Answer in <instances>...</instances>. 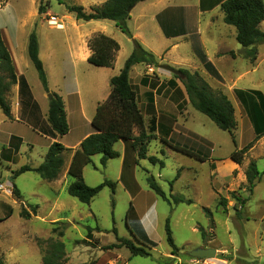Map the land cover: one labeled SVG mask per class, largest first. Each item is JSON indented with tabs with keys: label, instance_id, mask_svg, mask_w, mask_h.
I'll use <instances>...</instances> for the list:
<instances>
[{
	"label": "rangeland",
	"instance_id": "obj_1",
	"mask_svg": "<svg viewBox=\"0 0 264 264\" xmlns=\"http://www.w3.org/2000/svg\"><path fill=\"white\" fill-rule=\"evenodd\" d=\"M4 1L1 0L0 4ZM105 1L8 0V10L0 20L2 22L4 19L9 30H17L19 45L21 48L26 47L21 52V68L25 74L21 78H27L39 91L44 90L29 59L27 48L32 32L38 37L39 56L42 62H46L48 72H51L56 60L53 49L48 50L49 41L59 46L60 54L65 52V46L76 43L78 37L74 23L80 25L84 32H103L118 42L120 51L112 67L116 75L137 48L135 40L147 51L158 53L159 65L180 69L173 62L183 61L182 69L198 71L215 92H223L229 97L238 121L236 144L230 133L219 129L209 117L189 103L182 82L173 73L154 67L162 75L153 76L157 84L163 80L159 88L161 92L167 87L172 90L168 84L171 79L180 85V90L172 95L178 107L168 109V117L171 115L168 123L163 121L164 125L160 126L156 139L149 145L148 156L156 157L159 162L153 164L145 159L137 165V156L132 148L123 141L118 142L117 150L121 153L127 150L124 162L111 159L104 167L101 165L102 156L96 155L83 170V178L88 186L95 187L109 180L116 184L115 193L105 187L90 204H83L68 194L67 187L54 189L50 182L33 171L14 177L13 172L22 166L38 167L44 162L48 151L45 142L38 140L33 147L23 144L16 156L15 151H8L4 158L7 159L9 155L13 160L14 155L15 159L0 162V185L9 183L7 192L0 189V219L6 218L11 211L12 215L0 221V257L6 264H42V253L37 241L56 238L57 235L52 232L55 227L53 223L60 220L65 223L62 228L64 237L60 240L65 244L68 264H264V137L245 155L242 165L230 159L235 150L245 147L255 138L253 124L237 100L235 90L252 89L264 93V43L257 45V60L252 63L245 56V48L236 40L235 28L226 25L221 18L223 13L220 9L200 15V19L196 14H189L186 25L189 36L167 52L176 41L166 38L164 28L171 29L163 26L161 16H156L168 7L193 6L197 0H147L137 4L127 22L132 37L124 33L114 21H102L101 25H105L106 29L98 31L100 23L78 21L66 9V5L71 4L81 5L90 11ZM205 1L209 4L208 0ZM50 15H56L64 22L65 31L49 26L47 21ZM260 29L264 31V21ZM133 34H136L135 37ZM221 35L225 41L226 56L211 58L225 78L218 81L205 72L195 54L194 44L199 45L205 53L209 50L213 57L211 42L218 40ZM49 54L52 56L48 57ZM143 65H137V69L141 70ZM42 91L41 94L44 93ZM49 94L46 101H50ZM107 97L103 93L100 102L106 101ZM23 99L22 111L29 102L25 97ZM5 117L0 109V151L6 146ZM176 144L202 154L207 160L201 161L178 152L172 147ZM251 161L256 162L261 173V179L252 194L245 189V171ZM213 165L215 170L212 169ZM150 175L168 197L180 195L193 203L169 204L150 188L147 181ZM13 177L12 182L8 181ZM13 184L19 189L21 200L13 194ZM55 190L60 192L57 202L53 198ZM234 191L248 199L244 207L232 198L231 192ZM221 198L227 200V212L219 205ZM31 205L39 206L37 215L32 214L30 219L21 217L22 209L30 211ZM205 209H209L213 216ZM236 209H240V217ZM63 215L68 218L64 219ZM168 218L174 241L180 249L175 256L171 254L166 241L165 223ZM201 227L205 237L202 236ZM88 228L92 230L90 240L87 238ZM118 238L129 239L145 247L151 256H132L124 246L107 249L110 245L119 244ZM143 244L156 246L148 249ZM198 247L216 249V257L201 259L188 255L189 251Z\"/></svg>",
	"mask_w": 264,
	"mask_h": 264
},
{
	"label": "trees",
	"instance_id": "obj_2",
	"mask_svg": "<svg viewBox=\"0 0 264 264\" xmlns=\"http://www.w3.org/2000/svg\"><path fill=\"white\" fill-rule=\"evenodd\" d=\"M147 0H106L100 6L92 7L87 11L81 5H66L69 13L75 15L77 20H110L114 21L117 26L127 35L132 37L128 29L127 22L131 18L133 8ZM220 6L223 13V21L226 25L232 26L236 30L237 42L245 48V56L253 63L257 60V45L264 43V31L260 29V24L264 21V0H212L211 7ZM202 9L205 6L202 4ZM42 6H40V11ZM166 36L172 32L164 28ZM174 32V31H173ZM174 34V33H173ZM176 36L179 35L175 32ZM88 46L92 51L88 61L97 67L114 66L117 53L120 51V45L114 39L98 34L93 36ZM194 51L203 68L215 80L223 81V78L217 68L209 61L205 52L194 44ZM28 54L33 63L41 84L46 93H51L52 98L49 101V111L47 121L50 131L46 133L51 138L63 137L69 132V125L66 117L65 103L60 95L51 92L49 89L48 77L44 69V64L39 56V42L35 32H32L29 38ZM137 64H145L151 67L159 66L156 56L139 45L134 52L126 60L124 67L120 73L111 79V92L107 100L98 105L96 114L92 120L93 132L90 134L76 150L64 147L60 142L55 141L47 151L45 160L38 167L29 165L22 166L13 172L14 177L33 171L37 173L43 180L52 182L61 175L66 157L73 152L71 163L68 169V176L71 179L67 187V192L73 198H76L83 204H90L105 187H109L115 193L116 184L112 181L105 180L102 184L91 187L88 186L83 178L84 167L92 162V157L101 155V165L106 166L111 159H118L120 153L116 150V143L123 141L129 145L136 153V164H140L141 160L148 159L151 163L156 164L159 160L156 157H149V145L152 140L156 139L157 126L156 121L152 117L149 123L138 100V88L131 83L130 72ZM184 78L174 75L179 79L185 89L189 103L199 112L209 117L219 129L230 133L233 142L236 144L235 131L238 127V121L235 114V107L229 97L223 92H215L210 84L197 72H191L187 69H179ZM144 75L142 84L147 83V77ZM157 76V75H155ZM20 84V90L27 92L30 96V90L25 78H18L15 73L14 66L10 54L4 44L0 31V109L8 119H12L11 101L7 97L12 86ZM168 84L175 91H179L178 84L175 80H169ZM235 95L247 117L253 124L255 133L254 141L241 149L235 150L230 159L237 165H242L245 155L254 147V145L264 137V93L260 90H242L236 89ZM17 142V143H16ZM22 145V139L12 137L8 148L0 152V157H4L8 151L18 153ZM172 147L191 157H195L201 161L207 158L202 154L195 152L181 145H172ZM161 165H163L161 163ZM215 165L212 169L215 170ZM246 187L245 189L252 194L256 184L261 179V173L255 161H251L245 171ZM11 178V182L13 181ZM150 188L169 204H187L191 205L192 200L186 199L180 195H171L168 197L162 188L157 184L153 176L147 178ZM13 194L18 200L22 199V195L15 184H13ZM232 198L237 204L244 207L248 199L239 196L235 191L231 192ZM219 205L227 212V200L221 198ZM38 205L29 206L30 211L23 208L20 215L25 219H30L32 214L37 215ZM212 217V212L205 209ZM238 217L241 216L240 209H236ZM12 211L7 215L9 218ZM6 218L0 219L3 221ZM53 233L56 238L48 240L38 239L37 243L42 253V264H68L65 244L60 240L64 237L65 223L56 222ZM61 227V229H59ZM166 241L171 248V254L177 255L179 248L177 247L173 232L168 218L165 223ZM202 236L205 237V231L201 227ZM92 237V230L88 228L87 238ZM119 244H113L107 247L112 249L124 246L132 256L150 257L151 253L143 246L136 245L133 241L126 238H118ZM148 249L155 248L153 246L143 244ZM0 264H6L0 257Z\"/></svg>",
	"mask_w": 264,
	"mask_h": 264
},
{
	"label": "crops",
	"instance_id": "obj_3",
	"mask_svg": "<svg viewBox=\"0 0 264 264\" xmlns=\"http://www.w3.org/2000/svg\"><path fill=\"white\" fill-rule=\"evenodd\" d=\"M208 1L209 4H206L205 0H197V3L190 7H168L156 16V18H160L161 16V23H163V26L170 28L174 31L172 32L170 30L172 34H170L169 36H166L165 34L168 40L176 41L171 48L166 50L167 52H170L171 49L178 46V43L182 41V39L189 36L186 26L187 16L189 14H196L198 19H200V15L203 16L205 13H213L217 10H220V6L211 7L212 0ZM202 4L203 6H205L206 10L202 9ZM8 6V0L4 1L3 4H0V17L2 16V14L5 13L6 10H8ZM221 18H223V16ZM3 20V23L0 20L1 36L10 54L15 73L18 78H20L21 76H25L24 71L21 68L20 60L23 59L21 52H24L26 47L21 48L18 43L17 30H9ZM102 21L110 20H92L88 21L87 23H100L97 26L98 31H105V25H101L103 24L101 23ZM74 26L76 27V32L78 33L76 43L67 44L65 46V52H62L60 54L59 46H55L51 44V41H49L48 50L52 48L56 56L54 65L51 66V72L47 71L46 62H43L45 70L47 72L50 91L59 94L65 103L66 117L70 128L68 134L63 137H57L56 139L46 135V133L50 131V126L47 121L49 111V100H45V98H47L48 93H46L44 90L42 91L41 89V91L44 92L41 94V91H39L37 88H34L32 86V83H30V81L26 78V82L30 90V96L29 94H27L26 91L23 92L22 95L19 83L12 86V88L7 94V97L11 101L12 119H8L5 117V120L3 121V124L6 125L4 130V133L6 134V146L3 149L9 147L12 137H18L22 139V145L27 144L28 146L31 145L33 147L35 142L41 140L46 143V147L47 149H49L50 146L55 141H57L60 142L64 147L72 149L74 151L80 147L81 143L90 134H92V120L96 114L97 107L99 104L102 103L100 101L102 99L103 93H106L108 96L110 95V82L111 79L116 76V74L114 72V68L97 67L92 65L88 61L89 57L92 54V51L88 46L89 40L95 35H105V33L95 32V30L90 32H84L81 29L80 25L74 23ZM58 30L65 31V24L64 29ZM175 32H178L179 35L176 36ZM199 32L202 31H200L199 29ZM135 35L133 34V37H135ZM201 42L203 45H205L204 40H202ZM211 44L212 45H210V49H212L211 53L213 57L210 55L209 50H206L205 53L210 62L213 63L211 58L219 59L220 57L226 56L227 50L223 35H221L218 40L212 41ZM166 51L165 53H167ZM153 54L156 56V58H159V56H157L158 53ZM51 56L52 54L48 55V57ZM137 65H135L130 72V80L131 83L137 86L138 88V100L140 106L143 109L145 117L149 115V120L153 117L156 121L157 135L160 126L164 123L163 121L167 122V120L171 117V115L168 117V109L178 107V104H176L177 100L172 98V95L175 93V89L171 90L169 87H167L161 92L159 88L163 85V80L157 84L156 78L153 77L155 75H157L158 77L162 76L161 73H159L158 68L149 67L144 64L143 68L141 70H138ZM173 65L182 69V67H184V62L174 61ZM215 67L217 68V66ZM219 73L221 74L222 78H224L220 71ZM144 75H150L146 78V84H142ZM178 88H180V85H178ZM23 97H25L29 102L24 107L25 109L23 108L22 111L21 104ZM147 122L149 123V121ZM126 151V149L124 150V153H121L119 151L120 157L118 159H121L122 162L125 161ZM16 154L17 153H15L14 155L16 156ZM14 155L13 160L15 159ZM72 155L73 152L67 155L63 171L59 178L50 182L54 186V189L55 187H57V190H60L64 187H68V185L70 184L71 179L69 183L67 181L69 178L68 169L71 163ZM10 159L11 161H13L12 158L7 155V159L1 157L0 162L2 160H5L6 162H11ZM8 181H10V179ZM57 190H55L53 194V198L56 202L59 201L60 197V192H58ZM63 218L65 219L68 217L64 216ZM57 222L63 221L59 220Z\"/></svg>",
	"mask_w": 264,
	"mask_h": 264
},
{
	"label": "water",
	"instance_id": "obj_4",
	"mask_svg": "<svg viewBox=\"0 0 264 264\" xmlns=\"http://www.w3.org/2000/svg\"><path fill=\"white\" fill-rule=\"evenodd\" d=\"M135 45L136 47L139 46V43L137 41H135ZM158 67L167 70L171 73H173L174 75L180 76L181 78H184V75L182 74V72L179 69H176L170 65H159ZM52 98V95L49 94V99ZM217 254V250L214 248H204V247H198L195 248L191 251L188 252V255H190L193 258H201V259H213L216 257Z\"/></svg>",
	"mask_w": 264,
	"mask_h": 264
},
{
	"label": "built area",
	"instance_id": "obj_5",
	"mask_svg": "<svg viewBox=\"0 0 264 264\" xmlns=\"http://www.w3.org/2000/svg\"><path fill=\"white\" fill-rule=\"evenodd\" d=\"M47 22L50 27H54L56 29H64V22L61 21L56 15H50ZM8 184L9 183L7 182L6 184L0 185V189L7 192Z\"/></svg>",
	"mask_w": 264,
	"mask_h": 264
}]
</instances>
